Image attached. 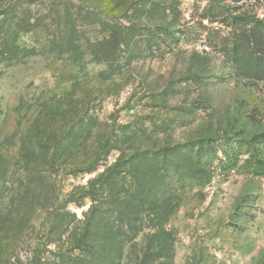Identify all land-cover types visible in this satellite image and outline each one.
Returning a JSON list of instances; mask_svg holds the SVG:
<instances>
[{"label": "rangeland", "instance_id": "obj_1", "mask_svg": "<svg viewBox=\"0 0 264 264\" xmlns=\"http://www.w3.org/2000/svg\"><path fill=\"white\" fill-rule=\"evenodd\" d=\"M254 19L264 0H0V264H138L148 229L92 259L46 227L45 209L114 164L172 264H264V177L248 164L264 159L249 144L264 81L227 58ZM89 161V175L67 165Z\"/></svg>", "mask_w": 264, "mask_h": 264}, {"label": "trees", "instance_id": "obj_2", "mask_svg": "<svg viewBox=\"0 0 264 264\" xmlns=\"http://www.w3.org/2000/svg\"><path fill=\"white\" fill-rule=\"evenodd\" d=\"M236 20L243 25L247 24L244 17L239 16ZM252 22L248 34L243 32L241 41L235 42L228 50L227 58L239 76L250 81H264V21L254 19ZM107 38L105 36L101 40H108ZM129 42L130 38L127 37L121 44L127 45ZM249 144L252 149L257 150L264 144V134L255 135ZM248 164L253 167V174L264 177L263 158L253 156L248 160ZM67 165L78 166L77 171L87 175L99 168L93 161ZM116 167L117 164L109 166L94 178L88 179L86 184L79 188L77 195L68 193L58 208L45 209L46 227L51 231L50 236L67 235L71 252L80 258L97 259L107 254L120 258L124 249H133L137 245L139 235L148 229L151 232L148 236L150 244L143 253L141 251L142 258L138 264H146L148 260L157 264H172L173 246L170 234L164 230H155L149 225L144 227L142 219H134L144 213V198L141 200L143 195L138 191L133 194L126 193L124 189L118 190L116 178L122 173ZM126 175H123L121 181L126 179ZM139 176L131 174L128 177L133 181L149 180L145 174L141 178ZM87 202L88 208L82 212L81 218H77L76 214L69 210L71 205L82 208Z\"/></svg>", "mask_w": 264, "mask_h": 264}]
</instances>
